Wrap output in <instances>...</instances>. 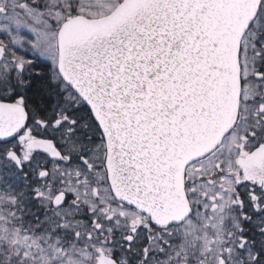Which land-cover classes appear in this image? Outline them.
<instances>
[{"label":"snow or ice","instance_id":"obj_1","mask_svg":"<svg viewBox=\"0 0 264 264\" xmlns=\"http://www.w3.org/2000/svg\"><path fill=\"white\" fill-rule=\"evenodd\" d=\"M0 264H264V0H0Z\"/></svg>","mask_w":264,"mask_h":264}]
</instances>
